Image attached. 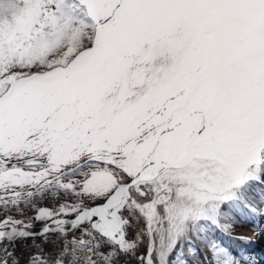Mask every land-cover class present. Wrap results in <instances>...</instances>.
<instances>
[{"label": "snow or ice", "instance_id": "snow-or-ice-1", "mask_svg": "<svg viewBox=\"0 0 264 264\" xmlns=\"http://www.w3.org/2000/svg\"><path fill=\"white\" fill-rule=\"evenodd\" d=\"M261 235L264 0H0V264H258Z\"/></svg>", "mask_w": 264, "mask_h": 264}, {"label": "bare ground", "instance_id": "bare-ground-1", "mask_svg": "<svg viewBox=\"0 0 264 264\" xmlns=\"http://www.w3.org/2000/svg\"><path fill=\"white\" fill-rule=\"evenodd\" d=\"M38 227H39V225H38ZM239 231H242V232H244V233H246L248 235H251V230L250 229H242V230H239ZM256 241H257V243H260L261 245L264 246V235L259 236V238ZM262 261H264V259Z\"/></svg>", "mask_w": 264, "mask_h": 264}, {"label": "rangeland", "instance_id": "rangeland-1", "mask_svg": "<svg viewBox=\"0 0 264 264\" xmlns=\"http://www.w3.org/2000/svg\"><path fill=\"white\" fill-rule=\"evenodd\" d=\"M242 229H245V228H241V229H238L239 230H242ZM259 238V236L255 239V241ZM252 253V252H251ZM253 254V253H252ZM254 255V254H253Z\"/></svg>", "mask_w": 264, "mask_h": 264}]
</instances>
